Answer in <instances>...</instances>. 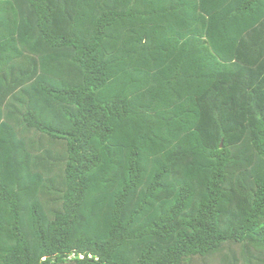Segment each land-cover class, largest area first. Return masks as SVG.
Wrapping results in <instances>:
<instances>
[{
  "label": "trees",
  "instance_id": "trees-1",
  "mask_svg": "<svg viewBox=\"0 0 264 264\" xmlns=\"http://www.w3.org/2000/svg\"><path fill=\"white\" fill-rule=\"evenodd\" d=\"M0 264H264V0H0Z\"/></svg>",
  "mask_w": 264,
  "mask_h": 264
}]
</instances>
